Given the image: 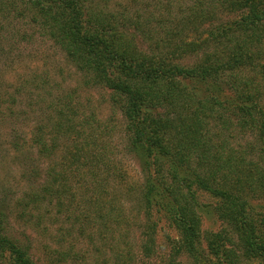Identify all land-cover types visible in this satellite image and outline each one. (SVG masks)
Listing matches in <instances>:
<instances>
[{"label":"trees","instance_id":"16d2710c","mask_svg":"<svg viewBox=\"0 0 264 264\" xmlns=\"http://www.w3.org/2000/svg\"><path fill=\"white\" fill-rule=\"evenodd\" d=\"M39 37L79 86L9 75ZM2 125L0 264H264V0H0Z\"/></svg>","mask_w":264,"mask_h":264},{"label":"rangeland","instance_id":"374dc122","mask_svg":"<svg viewBox=\"0 0 264 264\" xmlns=\"http://www.w3.org/2000/svg\"><path fill=\"white\" fill-rule=\"evenodd\" d=\"M120 1L124 2L126 0H111L113 4H117ZM23 56L24 57H22V59L17 62V72H11L9 75L22 76L27 73L31 69V67L36 66L41 71H49L59 82H62L65 86L80 85V77L77 72L64 59L60 50L55 47L49 40H45L42 37L36 38L29 45L24 47ZM92 93L95 94V96H98L96 92L92 91ZM29 126L30 124L28 122V119L16 120L15 122L17 133H22L24 136L28 134ZM8 132L10 131H8L6 125H2L0 128V195L6 193L9 197H12L20 191V189L23 187V183L20 180V167L18 165L19 159L13 157L14 155L11 154L8 149ZM6 148L9 151L8 153L6 151ZM126 163L132 180L138 177V166L136 162L133 159L126 157ZM13 226L15 228L13 229L14 231L22 230V228H20L18 224H13ZM217 227L218 221L213 214L209 213L207 215H204L202 224V228L204 230H215L217 229ZM166 230L168 231V229ZM160 233L159 239L163 241V233H161L162 235ZM171 234L175 236L176 232L172 230ZM83 245L84 247H87V245L85 246L84 243ZM212 262L213 259L209 257L208 259L204 260L202 264H213ZM241 264H258V261H245Z\"/></svg>","mask_w":264,"mask_h":264}]
</instances>
